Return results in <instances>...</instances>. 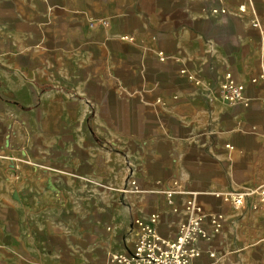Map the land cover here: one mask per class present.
<instances>
[{
  "label": "crops",
  "instance_id": "0c3cea01",
  "mask_svg": "<svg viewBox=\"0 0 264 264\" xmlns=\"http://www.w3.org/2000/svg\"><path fill=\"white\" fill-rule=\"evenodd\" d=\"M227 72L243 102L223 99ZM95 180L124 188L84 241ZM263 185L264 0H0V264H114L137 218L160 214L175 237L193 195L208 232L195 264H264L257 198L215 197Z\"/></svg>",
  "mask_w": 264,
  "mask_h": 264
},
{
  "label": "built area",
  "instance_id": "2783aa9c",
  "mask_svg": "<svg viewBox=\"0 0 264 264\" xmlns=\"http://www.w3.org/2000/svg\"><path fill=\"white\" fill-rule=\"evenodd\" d=\"M240 11H245L244 6L240 7ZM214 12L227 13V10L215 8ZM121 38L126 42L135 41V38L129 34L122 35ZM160 56L164 58L163 53ZM252 81L254 82V79ZM218 84L222 97L228 104L233 105L244 101L245 83L240 81L234 73H225L219 79ZM130 182V187L125 188L123 191H138L140 188L139 182L135 179ZM172 195L173 193H169L171 198ZM253 196L257 198L254 207L264 208V185L252 192L218 193L215 195V197L223 198L235 207L243 206L248 198ZM173 203L171 201L172 205H174ZM185 210L188 215L187 219L181 224L175 237H166L159 231L161 216L157 213L150 214L148 220L137 218L135 226L138 239L134 247L129 253L113 256L111 262L114 264H195V261L202 256L198 243L208 238V232L205 231L202 225L206 215L194 195L188 197ZM210 221L215 230L219 231L222 227V217L213 216Z\"/></svg>",
  "mask_w": 264,
  "mask_h": 264
},
{
  "label": "rangeland",
  "instance_id": "374dc122",
  "mask_svg": "<svg viewBox=\"0 0 264 264\" xmlns=\"http://www.w3.org/2000/svg\"><path fill=\"white\" fill-rule=\"evenodd\" d=\"M103 172H106L107 173V170L106 169H102ZM119 173V168H116L112 171V174H110V178H113L115 177L116 174ZM131 176L128 177L127 181H128V184L130 185L131 184ZM91 186L88 185L86 186V189H90L91 191V195H90V199L92 200L91 202V206H92V209H93V212H92V215L89 216L88 218L89 219H86V218H81L78 220V236H81L80 237V240H84L86 241L87 240V237L86 235H84V233H88L90 232V226L85 224L87 221L89 220H94L96 221L98 219V211L100 210V208H106V209H109V208H113L117 202V200L114 199V197L112 196L113 192H117V191H121L124 187H120V188H116L115 186H111V185H105V184H101V183H98L96 180L95 181H92L91 182ZM126 185L128 188L129 185ZM79 190V189H78ZM65 199V200H64ZM89 196L84 193V191L82 190H79L78 191V194H77V197H76V207L78 210H82L83 212L89 208V205H90V202H89ZM62 201L60 204H59V201L57 198H54L53 197L51 198H47L46 201H47V209L51 208V209H54V210H58V208H65V207H70L71 205H73V203H71L68 199V197L66 198H63L62 197ZM94 213V214H93ZM160 215V214H158ZM161 216V215H160ZM162 217V216H161ZM83 223V224H82ZM67 238V236H64V238H62L60 236V238L58 237V242H62V239H65ZM80 240H79V243H80ZM91 240V239H89ZM65 242V241H64Z\"/></svg>",
  "mask_w": 264,
  "mask_h": 264
}]
</instances>
